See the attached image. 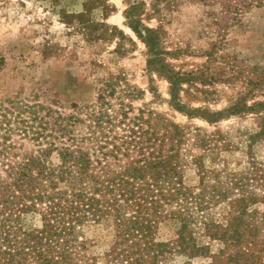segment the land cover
Masks as SVG:
<instances>
[{"label":"rangeland","instance_id":"obj_1","mask_svg":"<svg viewBox=\"0 0 264 264\" xmlns=\"http://www.w3.org/2000/svg\"><path fill=\"white\" fill-rule=\"evenodd\" d=\"M178 1L155 12V0H0V150L36 156L51 143L62 147L51 137L59 117L89 139L101 95L119 118L108 135L117 144L128 130L122 108L128 118L145 112L177 124L183 195L164 204L150 232L164 245L156 264H227L264 247V0L236 17L223 8L227 0ZM133 4L158 34L166 63L191 78L181 105L204 117L175 110L169 82L149 71L148 49L125 16ZM236 105L243 111L229 113ZM218 113L217 122L206 119ZM119 158L110 159L112 169L126 166ZM50 162L59 164L56 154ZM45 207L19 213L22 232L43 228ZM119 230L111 215L84 220L71 231V264H129L128 246L141 237L125 243Z\"/></svg>","mask_w":264,"mask_h":264},{"label":"trees","instance_id":"obj_2","mask_svg":"<svg viewBox=\"0 0 264 264\" xmlns=\"http://www.w3.org/2000/svg\"><path fill=\"white\" fill-rule=\"evenodd\" d=\"M215 1L208 0L210 4ZM262 1L227 0L222 5L227 14L236 17L244 9L262 5ZM162 3L172 7L179 1L155 0V12ZM139 9L140 4H133L125 16L129 28L148 49L149 71L169 82L171 106L175 110L189 118L204 117L181 105L182 85L189 84L191 78L166 63L164 55L167 54L161 49L159 36L141 23ZM83 26L86 28L85 24ZM99 104V110L91 115L89 139L72 135L68 127H73L75 121L59 117L54 120L56 130H52L51 137L60 140L62 147L51 143L36 156H19L13 153L12 147L0 150V264H71L68 244L73 230L84 220H99L106 215L115 218L123 242L141 237L137 243L128 246L125 259L129 264H156L163 255L164 245H156L149 235L160 219L164 204L183 195L178 149L184 129L158 115L145 117V112L128 118V111L122 108L119 123L128 122V130L117 144L108 135L110 127L115 126L119 118L117 114H110L111 108L105 103L104 95L99 96ZM241 111L243 109L236 105L229 113ZM223 116L218 113L206 119L215 123ZM85 140L96 142L97 148L86 150ZM53 154L59 161L56 166L50 162ZM120 155L128 162L114 170L110 159L121 164ZM61 183H65L63 188ZM38 204L46 206L42 214L43 228L22 232L18 226L20 214L36 210ZM127 212L132 213L130 218H125ZM233 233L234 241L240 242L242 235ZM142 240L143 247L139 243ZM182 242V246L187 242L183 236ZM263 258L264 247L257 254L251 252L230 257L227 264H264Z\"/></svg>","mask_w":264,"mask_h":264}]
</instances>
